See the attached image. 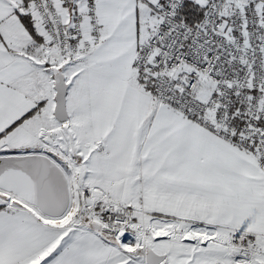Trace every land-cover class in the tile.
Wrapping results in <instances>:
<instances>
[{
    "label": "snow or ice",
    "instance_id": "6c2138e0",
    "mask_svg": "<svg viewBox=\"0 0 264 264\" xmlns=\"http://www.w3.org/2000/svg\"><path fill=\"white\" fill-rule=\"evenodd\" d=\"M0 264H264V0H0Z\"/></svg>",
    "mask_w": 264,
    "mask_h": 264
}]
</instances>
